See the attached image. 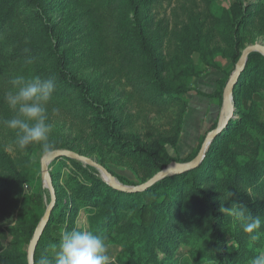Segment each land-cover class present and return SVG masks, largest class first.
I'll list each match as a JSON object with an SVG mask.
<instances>
[{
	"label": "trees",
	"instance_id": "trees-1",
	"mask_svg": "<svg viewBox=\"0 0 264 264\" xmlns=\"http://www.w3.org/2000/svg\"><path fill=\"white\" fill-rule=\"evenodd\" d=\"M79 1L113 15L106 24L98 23L108 31L114 46L119 47L121 71L132 92L154 109L179 103L184 111L187 103L183 98L193 90L184 80L165 79L164 61L149 37L148 14L142 10L147 1ZM47 7L45 0H0V50L7 39L12 41L10 55L0 63V94L13 90L10 81L17 75L25 79L51 78L56 87L47 107L86 125L103 147L135 159L140 166L153 172L152 175L161 171L166 163L153 145L136 134L127 133L116 116L114 105L97 95V84L80 77L79 58L72 51L75 34L54 23L47 15ZM25 9L30 10V16L21 19L19 13ZM261 10L251 2L245 5L243 0L231 7V32L227 37L236 53L241 48L238 43L243 26L257 19ZM122 13L126 14V21L116 24L114 16ZM184 72L188 79L200 76L192 66L186 67ZM248 87L264 90V57L259 53L249 55L234 88L235 118L213 140L202 163L194 169L168 176L145 191H120L97 180L74 160L61 158L78 171L70 178L74 204L97 211L90 222L92 230L107 237L116 233L120 238L115 244L127 245L124 248L126 259L120 258L116 264H190L183 256H173L171 262L168 259L179 244L192 248L199 241L204 242L209 264H248L247 261L257 255L246 247L248 237L239 234L243 222L220 211L222 204L231 207L236 202L246 207V215L259 216L264 222V114L256 105L244 108L241 93H247ZM3 162L12 168L7 175L0 171V200L23 183L0 149L1 166ZM53 185L56 203L39 241L35 264H39L42 257L38 256L39 249L57 242L50 233L58 224L56 214L63 216L69 205L72 208L74 205L71 199L61 197L56 178H53ZM229 193L234 195L229 196ZM40 218L41 215L31 213L23 205L18 225L9 231L19 239L23 236L26 240L32 239ZM261 227L264 229V223ZM228 237L234 239L232 245ZM15 248L0 254V264H28L27 253ZM160 252L165 254L164 258Z\"/></svg>",
	"mask_w": 264,
	"mask_h": 264
},
{
	"label": "rangeland",
	"instance_id": "rangeland-1",
	"mask_svg": "<svg viewBox=\"0 0 264 264\" xmlns=\"http://www.w3.org/2000/svg\"><path fill=\"white\" fill-rule=\"evenodd\" d=\"M45 1L48 5V17L65 31L75 34L72 51L79 58L77 71L80 77L97 84V95L114 105L116 116L124 130L129 134L140 136L144 142L153 145L165 160L164 168L173 163L185 164L182 161L187 159L189 161L186 163H191L196 158L200 145H203L210 133L222 126L230 111L226 109L224 90L232 79L238 58L240 59L246 47L255 44L264 45V0H243L245 5L251 2L260 6L262 10L257 15V19L243 26L238 43L241 48L237 53L232 47L234 44L228 43L227 36L231 32L229 26L231 7L238 0H145L147 2L143 4L142 10L148 14L146 20L148 19L149 37L164 61L165 79L173 82L184 80L193 90L183 98L187 103L184 111L180 109L179 103L164 109H154L132 92L121 71L119 47L114 46L108 31L101 28L98 23L100 21L106 24L113 15L108 14L104 9L88 6L89 9L79 0ZM153 1L154 3H151ZM19 16L21 19L28 18L30 10L25 9L19 13ZM125 21L124 13L114 16L116 24ZM7 40L0 50V63L5 62L12 49L9 47L12 41ZM261 55L264 57L263 54ZM188 66H192L200 76L188 79L184 72ZM246 91L247 93L245 91L241 93L244 108L249 109L256 105L264 114V90L248 87ZM4 96L5 94H0V121L10 119L14 115L5 103ZM233 104L230 122L235 118L237 111L234 90ZM46 109L48 123L52 125L49 134L52 148L48 152H44L40 144H32L23 151L19 150L14 142V131L0 123V149L23 181L12 194L3 196L0 200V254L15 248L18 244L15 249L27 253V263L30 243L51 202L47 182L41 175V161L46 154L56 150H66L86 156L104 166L111 174L114 173L119 184L130 188L141 187L164 169L152 175L153 172L140 166L135 159L103 147L86 125L72 120L62 111L47 106ZM230 122L226 128L230 126ZM75 162L97 180L108 184L98 170L81 162ZM11 168L12 166L9 168L7 163L0 165V171L6 172V175ZM74 170L69 161L61 158L49 164L52 184L53 178H56V186L61 197L71 199L73 204L75 199L70 178L74 176L72 173H78ZM79 180H82L80 174ZM23 205L31 213L41 215L33 237L29 240L24 236L20 239L14 237L9 231L18 225ZM71 208L70 204L63 216L56 214L55 219L58 224L50 230L53 238L57 240L53 244H58L61 234L73 228L93 231L90 222L97 211L89 207L83 208L78 203L73 205V213ZM259 231L264 232L263 227ZM239 234L248 237L246 247L252 249L255 254L264 251V237L254 241L250 234L243 231V228L239 229ZM100 235L107 237L106 234ZM119 238L116 233L107 237L109 264H116L120 258L126 259L124 248L127 245L115 244ZM227 240L229 245L235 242L231 237ZM53 244L42 246L38 256L40 254V256L53 257L54 252L51 247ZM38 246L39 243L34 252V264ZM160 254L161 257H165L164 253L160 252ZM173 256H183L190 264L210 263L203 241L195 243L192 248L179 244L168 262L175 258ZM247 262L249 264L250 261Z\"/></svg>",
	"mask_w": 264,
	"mask_h": 264
},
{
	"label": "clouds",
	"instance_id": "clouds-1",
	"mask_svg": "<svg viewBox=\"0 0 264 264\" xmlns=\"http://www.w3.org/2000/svg\"><path fill=\"white\" fill-rule=\"evenodd\" d=\"M10 83L13 90L5 93L4 100L14 115L0 123L14 131V142L19 150L23 151L32 144H40L44 152L50 151L52 145L49 143V134L52 125L48 123L46 104L55 91V81L51 78L42 79L40 76L25 79L24 76L17 75ZM220 211L243 222V231L250 234L252 240L264 237V232L259 231L264 222L259 216L246 215L245 206L236 202L231 207H224L222 204ZM106 241V236L91 230L73 228L63 232L59 243L51 246L54 256H42L39 264H109ZM249 264H264V251H260Z\"/></svg>",
	"mask_w": 264,
	"mask_h": 264
},
{
	"label": "water",
	"instance_id": "water-1",
	"mask_svg": "<svg viewBox=\"0 0 264 264\" xmlns=\"http://www.w3.org/2000/svg\"><path fill=\"white\" fill-rule=\"evenodd\" d=\"M252 53H261L264 55V45L255 44L252 46H248L242 52V55H241V57L237 63L236 69L233 73L232 79L230 80L227 88L224 90V100L226 103L225 104L226 109H229L231 113L234 109L233 108L234 107L233 90H234L236 84L238 83V80H239L241 74L243 73V71L245 69L249 55ZM231 117H232V114H230V116L226 117V119L224 120L221 127L214 130L212 133H210L207 136V138L204 141L198 155L196 156V158L191 163H185V164L173 163V164H170L166 168H164L161 173L157 174L156 176L151 178L148 182L143 184L141 187H137V188H130V187L122 186L121 184H119L117 182L116 178L104 166H102L101 164L97 163L96 161H94V160H92L86 156L80 155L78 153H74V152H70V151H66V150H56V151H53V152L46 154L41 161V175H42V178L47 182V187H48L50 194H51V202L48 205L47 210H46L44 217L42 219V222L40 223L32 241L30 243L29 250H28V264H34L35 249H36V247H37V245L41 239V236L45 230L46 225L48 224V222L50 220L51 214L53 212V209H54V206L56 203V192H55V189L53 187V184L51 182V178L49 175V164L53 160H55L57 158L65 157V158H69V159L81 162L85 165H88V166L98 170L102 174L105 181L108 184H110V186H112V187H114L120 191L142 192V191H145V190L151 188L157 182L165 179L168 176L180 174V173H183V172H186L188 170H191V169L198 167L202 163V161L204 160L206 152L208 151L211 143L226 128V126L230 122Z\"/></svg>",
	"mask_w": 264,
	"mask_h": 264
},
{
	"label": "bare ground",
	"instance_id": "bare-ground-1",
	"mask_svg": "<svg viewBox=\"0 0 264 264\" xmlns=\"http://www.w3.org/2000/svg\"><path fill=\"white\" fill-rule=\"evenodd\" d=\"M224 114H225V113H224ZM230 114H231V112H230V111H228V113H227V116H226V117L230 116Z\"/></svg>",
	"mask_w": 264,
	"mask_h": 264
}]
</instances>
